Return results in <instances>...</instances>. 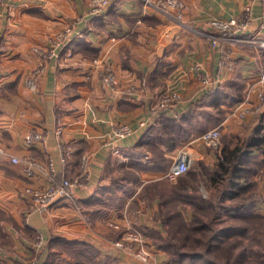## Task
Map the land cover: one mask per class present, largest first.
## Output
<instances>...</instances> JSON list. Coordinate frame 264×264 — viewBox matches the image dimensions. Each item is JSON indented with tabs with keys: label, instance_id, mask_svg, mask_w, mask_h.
<instances>
[{
	"label": "crops",
	"instance_id": "0c3cea01",
	"mask_svg": "<svg viewBox=\"0 0 264 264\" xmlns=\"http://www.w3.org/2000/svg\"><path fill=\"white\" fill-rule=\"evenodd\" d=\"M155 1L111 0L103 14L93 15L92 0H0V145L7 152L0 162V264H25L32 257L36 264L73 263L74 252L80 264H168L165 251L143 232L164 231L159 201H152L145 185L164 178L166 171L156 166L160 159L173 161L180 148L165 144L160 131L165 124L187 133L208 124L184 118L190 108L211 110L214 94L201 86L198 71L222 77L215 85L241 96L220 125L245 124L259 115L242 121L230 113L246 98L257 101L264 0L254 3L242 42L217 46L209 21L242 19L247 0H184L185 27L157 10ZM69 26L75 29L72 40L55 47L56 36ZM222 49L232 55L234 69L221 70ZM108 71L117 75V85L103 83ZM171 91L181 101L161 109V95ZM120 124L133 133L111 142ZM57 125L63 127L60 138ZM31 131L45 132L46 140L27 145L24 136ZM193 137L189 151L208 161L212 147ZM11 155L33 156L45 169L28 176L26 163L13 164ZM83 156L89 157L84 184L74 185L71 197L34 211L24 189L50 185L51 161L58 181H75ZM111 220L121 228L113 229ZM127 225L144 233L148 263L115 246ZM37 236L44 243L33 255Z\"/></svg>",
	"mask_w": 264,
	"mask_h": 264
},
{
	"label": "trees",
	"instance_id": "16d2710c",
	"mask_svg": "<svg viewBox=\"0 0 264 264\" xmlns=\"http://www.w3.org/2000/svg\"><path fill=\"white\" fill-rule=\"evenodd\" d=\"M209 89L212 91L211 94H214L213 98L211 96L212 100L208 104L211 106V110L205 108L201 110L190 108V110L184 114L185 120L201 118L203 122L206 121L208 124L202 125V128L194 129L188 133L184 129L174 131L172 126L171 129L168 130V126L165 124L164 128H162L159 133V137L170 148L185 145L191 133L194 135L193 138H199L211 128L219 125L225 118L227 108L234 104L236 99L241 100V96H234L230 93L228 88L226 89L224 86L217 87V85H214ZM254 121H257V125L252 129L250 137L244 142L243 146H237L234 149L225 147L224 151L228 149L226 150L228 152L219 160L221 167L225 166L226 162H229L231 170L234 171L235 174L232 178V183L234 182L235 184H238V181L235 182L234 180H238L239 176H242L240 175L241 171L239 165L245 163L249 159L251 160L252 148H264V134L262 133L263 135H259V133L264 131V114L257 115ZM179 138L181 139L180 144ZM199 163L203 164L202 162ZM162 164L157 165L156 168L167 171L170 166L166 165L164 167ZM178 180L179 182L176 184L167 178H161L155 179L145 185L146 193L149 194L152 201L154 198L159 201V212L163 224L160 225L165 228L164 231L158 229H145L143 232L149 233L154 237L155 244L158 248L167 251L171 250L172 255L167 258L170 263H182L184 260L191 258L202 259L205 264H222L219 263L217 259L219 256L225 255L224 247L226 243L232 236L247 234L248 227L246 229L233 225L222 230L223 232L229 229L225 234L220 231L222 235H220V233L216 235L219 230L215 227V220H223L222 214L224 210H227L226 207H223L221 202L225 196L222 195L220 199L217 198L213 200L199 193L196 187V174L193 172L188 171L186 174L179 177ZM213 180L216 181L217 177L213 176ZM229 193L230 192H228V194ZM235 194L236 193H230V196L234 198ZM181 202L182 204L190 203L193 206L192 218L188 217L186 213L189 209L187 210L186 207H183ZM227 211L235 213L234 210ZM205 215L210 217L204 218ZM235 217L240 218L237 215H235ZM194 226L195 228H192ZM168 230L171 231L168 232V236L165 237ZM119 233L123 235L124 231L120 230ZM220 237L223 239H220ZM72 254L76 257V262H67L64 264H80L77 262L79 261L77 257L79 253L74 252ZM82 257L81 255V259Z\"/></svg>",
	"mask_w": 264,
	"mask_h": 264
},
{
	"label": "built area",
	"instance_id": "2783aa9c",
	"mask_svg": "<svg viewBox=\"0 0 264 264\" xmlns=\"http://www.w3.org/2000/svg\"><path fill=\"white\" fill-rule=\"evenodd\" d=\"M110 1L111 0H92L90 8L91 14H103L108 8ZM255 2L256 0H247L242 19H212L209 21V26L214 31L211 35L213 39V46L224 44L227 45L232 43L237 44L244 40L242 37H239V35L243 34L247 30L249 23L251 22V12ZM154 7L169 19L181 24L184 27L187 26L184 21V12L186 8L184 0H156ZM74 32L75 29L73 26L66 27L60 34L56 36L53 45L55 47L67 45L72 40L73 35L75 34ZM222 51L224 53V57L221 61V70L224 71L225 69H234L235 61L233 60L232 55L228 52H225L223 49ZM198 73L201 86L203 88H210L215 85V83L217 84L222 81V77L216 78L215 80L210 75L200 71H198ZM102 81L104 84L110 86H115L119 82L118 77L111 71L103 74ZM29 84L34 86L35 82L30 80ZM255 91L257 101L250 102V100L246 98L231 110L230 115L238 118L239 120H243L249 114L264 113V68L261 70ZM180 101L181 95L179 93L174 91L164 92L159 99L158 106L161 109H168L171 106L177 105ZM223 125L224 124H221V127ZM55 132L58 138L62 137V125H57ZM132 133L133 129L128 124H120L115 127L111 142L130 136ZM221 135L222 131L220 127H216L207 131L201 136L200 139L207 145L215 147V145L218 146L220 143ZM46 138L47 134L45 132L31 131L24 136V141L27 145L32 146L36 142H44ZM188 145H190V142ZM187 146L180 147L176 151L172 164L164 173V178L175 182L179 179V177L186 174L191 169L193 155ZM6 153V149L0 145V162ZM115 153L119 154V150L115 149ZM10 161L13 164H20L24 161L26 163L25 172L28 176H33L37 171L45 169L44 165L33 156H28L22 159L18 156L11 155ZM81 161V172L75 181L70 179L58 181L55 174L54 164L51 161L49 163V172L53 178L50 185L45 188L29 186L24 189V193L30 197L34 211L45 210L58 203L61 199L65 197H71V190L73 186L76 184H84L88 174L89 157L83 156ZM109 224L115 230L121 228L120 223L116 220H111ZM145 241L146 240L143 233L137 227L134 225H127L123 237L115 242V246L134 253L137 257L148 263L150 260V254L145 250ZM43 243V238L37 236L34 243V255H37L36 251H39L42 248ZM25 264H36V262L32 257Z\"/></svg>",
	"mask_w": 264,
	"mask_h": 264
},
{
	"label": "rangeland",
	"instance_id": "374dc122",
	"mask_svg": "<svg viewBox=\"0 0 264 264\" xmlns=\"http://www.w3.org/2000/svg\"><path fill=\"white\" fill-rule=\"evenodd\" d=\"M244 120L246 118L242 121ZM256 123L257 121L245 124L244 122H231L226 127H221L220 124L213 127H220L222 131L220 143L218 146L215 145V147L209 148L213 151V155L209 157L208 161L198 155H194L191 169L189 170L196 174V187L199 193L213 200L220 199V196L224 195L225 198L221 201L223 207H226L227 210L235 211V213H230L224 210L222 214L223 220H215V227L219 230L216 235L219 233L220 235L222 233L225 234L229 229L223 232L222 230L227 229L229 226L234 225L246 229L248 227L247 234L232 236L226 243L224 247L225 255L219 256L217 259L222 264H264V148H252L251 160L249 159L239 165L240 175L242 176H239L238 180H234L235 182L238 181V184L232 183V178L235 174L231 170L229 162H226L223 167L219 164L220 158L224 157L225 153L228 152L226 151L228 149L224 151V148L234 149L237 146H243L244 142L250 137L252 129L256 127ZM262 133L264 134V131L259 133V135H263ZM187 145L188 143L181 147ZM191 152L193 153L192 149ZM171 161L169 159H160L164 167L168 166ZM213 176L217 177L216 181L213 180ZM178 182L179 180L173 183L177 184ZM228 192L236 193L234 198ZM181 205L186 207L187 210L189 209L186 214L189 218H192L193 206L190 203L182 204V202ZM235 215L240 218L235 217ZM207 217L210 216H204V218ZM192 228H195V226ZM170 231H167L165 237L168 236V232ZM220 239L223 238L220 237ZM164 251L168 264H205L202 259L191 258L184 260L182 263H170L167 258L172 255L171 250Z\"/></svg>",
	"mask_w": 264,
	"mask_h": 264
}]
</instances>
